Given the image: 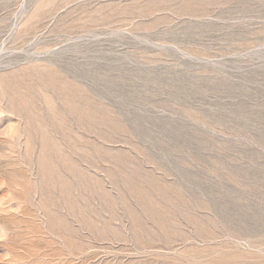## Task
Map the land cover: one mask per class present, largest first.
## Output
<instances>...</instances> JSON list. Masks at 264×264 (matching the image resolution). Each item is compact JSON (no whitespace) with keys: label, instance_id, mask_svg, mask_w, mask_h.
Instances as JSON below:
<instances>
[{"label":"rangeland","instance_id":"1","mask_svg":"<svg viewBox=\"0 0 264 264\" xmlns=\"http://www.w3.org/2000/svg\"><path fill=\"white\" fill-rule=\"evenodd\" d=\"M0 264H264V0H0Z\"/></svg>","mask_w":264,"mask_h":264}]
</instances>
